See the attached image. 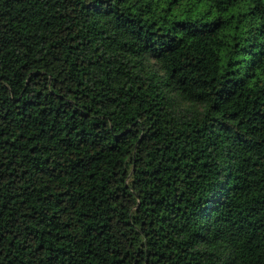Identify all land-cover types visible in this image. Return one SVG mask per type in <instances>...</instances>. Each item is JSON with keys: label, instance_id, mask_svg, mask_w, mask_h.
Listing matches in <instances>:
<instances>
[{"label": "trees", "instance_id": "1", "mask_svg": "<svg viewBox=\"0 0 264 264\" xmlns=\"http://www.w3.org/2000/svg\"><path fill=\"white\" fill-rule=\"evenodd\" d=\"M0 264H264V0H0Z\"/></svg>", "mask_w": 264, "mask_h": 264}, {"label": "clouds", "instance_id": "2", "mask_svg": "<svg viewBox=\"0 0 264 264\" xmlns=\"http://www.w3.org/2000/svg\"><path fill=\"white\" fill-rule=\"evenodd\" d=\"M169 112L177 119H201L208 109V101L182 95L179 91L169 94Z\"/></svg>", "mask_w": 264, "mask_h": 264}]
</instances>
